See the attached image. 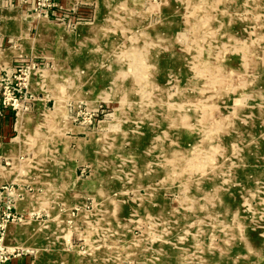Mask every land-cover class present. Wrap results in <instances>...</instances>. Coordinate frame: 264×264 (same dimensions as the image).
Listing matches in <instances>:
<instances>
[{
	"label": "rangeland",
	"instance_id": "374dc122",
	"mask_svg": "<svg viewBox=\"0 0 264 264\" xmlns=\"http://www.w3.org/2000/svg\"><path fill=\"white\" fill-rule=\"evenodd\" d=\"M11 47L0 264H264V0H0Z\"/></svg>",
	"mask_w": 264,
	"mask_h": 264
},
{
	"label": "bare ground",
	"instance_id": "6f19581e",
	"mask_svg": "<svg viewBox=\"0 0 264 264\" xmlns=\"http://www.w3.org/2000/svg\"><path fill=\"white\" fill-rule=\"evenodd\" d=\"M8 10H11V8H9ZM10 11L9 14H6L5 15V20H16L14 19L15 15L12 14V12ZM15 13V12H14ZM17 13V12H16ZM15 13V14H16ZM7 56H9L10 54H12V51L11 50H8L6 51L5 53ZM11 56V55H10ZM26 122V114H24L23 112H19L18 114V119H17V123H16V127L19 129V131L24 132V129L26 126L25 124ZM213 141V140H212ZM34 222L33 221H25L23 222L22 224H16V223H11L9 224V228H8V232H7V239H10L11 237L15 236V234L23 231V230H27V229H32V228H37V229H41V225H39L38 223V226H33ZM23 226V227H21Z\"/></svg>",
	"mask_w": 264,
	"mask_h": 264
},
{
	"label": "crops",
	"instance_id": "0c3cea01",
	"mask_svg": "<svg viewBox=\"0 0 264 264\" xmlns=\"http://www.w3.org/2000/svg\"><path fill=\"white\" fill-rule=\"evenodd\" d=\"M10 1V0H9ZM16 10H18L19 11V8L18 9H16ZM6 35L7 36H13V34H12V32L11 31H6ZM10 49H12V50H16L17 51V53H18V51H19V48H13V47H11V48H7V50L6 51H8V50H10ZM6 51L4 52H2L1 54H0V63H5V64H10L13 60H14V58L15 57H17V56H19V54L20 53H18V54H14V55H12V56H7L5 53H6Z\"/></svg>",
	"mask_w": 264,
	"mask_h": 264
}]
</instances>
